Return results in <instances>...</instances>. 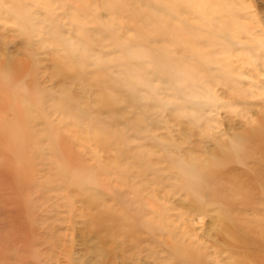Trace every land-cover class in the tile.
Masks as SVG:
<instances>
[{
	"label": "rangeland",
	"instance_id": "rangeland-1",
	"mask_svg": "<svg viewBox=\"0 0 264 264\" xmlns=\"http://www.w3.org/2000/svg\"><path fill=\"white\" fill-rule=\"evenodd\" d=\"M194 1L0 0V264H264V0Z\"/></svg>",
	"mask_w": 264,
	"mask_h": 264
},
{
	"label": "bare ground",
	"instance_id": "bare-ground-1",
	"mask_svg": "<svg viewBox=\"0 0 264 264\" xmlns=\"http://www.w3.org/2000/svg\"><path fill=\"white\" fill-rule=\"evenodd\" d=\"M112 1H113V0H112ZM195 1H196V0H195ZM195 1H194V2H195ZM109 2H110V1H109ZM107 3H108V1H107ZM111 3H112V2H111ZM113 3H114V2H113ZM113 3H112V4H113ZM200 3H201V2H200ZM108 4H110V3H108ZM108 4H107V5H108ZM110 5H111V4H110ZM149 5H150V4H149ZM201 5H202V4H201ZM114 6H115V5H114ZM109 7H110V6H109ZM119 7H120V6L118 5L117 9H118ZM155 7H156V6H155ZM106 8H108V6H106ZM144 8H145V7H144ZM115 9H116V8H115ZM117 9H116V10H117ZM142 9H143V7L141 6V11H142ZM202 9H204V8L202 7ZM146 10L148 11L147 8H146ZM146 10H145V12L147 13ZM230 10H231V9H230ZM133 12H134V10H133ZM149 12H150V10L148 11V13H149ZM233 12H234V11H233ZM148 13H147V14H148ZM152 13H154V12H152ZM132 14H133V13H132ZM136 14H137V13H136ZM144 15H145V14H143V16H144ZM235 15H236V14H235ZM235 15H234V17H235ZM141 17H142V16H141ZM144 17H146V15H145ZM144 17H143V19H144ZM160 17H161V16H160ZM164 17H166V15H165ZM227 17H228V14H227ZM232 17H233V14H232ZM158 18H159V16H158ZM229 18H230V16H229ZM146 20H147V19H146ZM149 20H150V23H151V19H150V18H149ZM157 21H158V20H157ZM145 22H146V21H145ZM152 27H153V25H152ZM155 28H156V27H155ZM70 48H71V47H70ZM75 49H76V48H75ZM76 50H77V49H76ZM81 55H82V54H81ZM154 57H156V56L154 55ZM156 60H157V59H156ZM162 65H163V64H162ZM159 66H160V64L158 65V68H159ZM169 66H171V65H169ZM160 68H162V67L160 66ZM160 68H159V70H160ZM170 68H171V67H170ZM174 69H175V67H174ZM176 69H177V68H176ZM170 70H171V69H170ZM182 70H183V69H182ZM180 71H181V70L179 69L178 73H179ZM181 72H182V71H181ZM185 72H187L186 69H185ZM176 74H177V73H176ZM187 76H188V75H187ZM178 78H179V77H178ZM181 78H182V76H181ZM29 110H30V109H29ZM93 120L96 121V120H98V119H95V118H94ZM91 121H92V119H91ZM91 121H90V122H91ZM96 122H97V121H96ZM93 127H94V126H93ZM102 131H103V130H102ZM104 134H105V132H104ZM185 167H187V166H185ZM185 167H184V169H185ZM57 168H58V167H57ZM180 168H181V166H180ZM188 169H189V167H188ZM190 169H191V168H190ZM190 169H189V172L191 171ZM177 170H178V169H177ZM181 171H182V170H181ZM181 171H180V172H181ZM182 172H183V171H182ZM72 173H73V172H72ZM65 174H66V173H65ZM179 174L182 175L183 173H179ZM67 175H68V173H67ZM186 175H187L189 178L194 177V176H191V177H190L188 174H186ZM74 176H75V175H74ZM65 177H66V176H65ZM182 177H183V176H182ZM66 178H67V177H66ZM80 178H81V177H80ZM189 178H188V179H189ZM77 179H78V176H77ZM194 179H195V178H194ZM200 179H201V177H200ZM189 180H190V179H189ZM64 181H65V179H64ZM77 181H79V179H78ZM43 182H44V181H43ZM43 182H41V183H43ZM87 182H88V181H87ZM193 182H194V181H193ZM83 183H84V182H83ZM183 183H184V182H183ZM186 183H187V182H186ZM76 184H78V183H76ZM84 184H85V183H84ZM38 185H40V183H38ZM47 185H48V184H47ZM87 185H88V184H87ZM87 185H86V186H87ZM39 187H42V186L40 185ZM77 187H79V186H77ZM183 187H184V186H183ZM186 187H187V186H186ZM199 187H200V185L198 186V188H194L193 190L199 193V190H200ZM44 188H47V187H44ZM188 188H189V187H188ZM188 188H186V189H188ZM78 189H80V188H78ZM189 189H190V188H189ZM44 190H45V189H44ZM84 191H85V190H84ZM191 191H192V190H191ZM203 191H204V189H203ZM200 192H201V191H200ZM212 192L215 193V190H213ZM207 193H210V192H207ZM228 193H229V192H228ZM199 194H200V193H199ZM216 194H218V193H216ZM118 197H119V196H118ZM86 202H87V201H86ZM243 204H244V203H243ZM242 207H243V206H242ZM231 228H232V227H231ZM233 228H234V227H233ZM227 230H228V229H227ZM231 230H232V229H231ZM248 231H249V230H248ZM250 231H251V230H250ZM236 238H237V237H236ZM242 240H243V239H242ZM243 242H244V241H243ZM243 242H242V243H243ZM260 252H261V251H260ZM1 255H3V254H1ZM253 260H254V259H253ZM257 261H258V260H257Z\"/></svg>",
	"mask_w": 264,
	"mask_h": 264
}]
</instances>
